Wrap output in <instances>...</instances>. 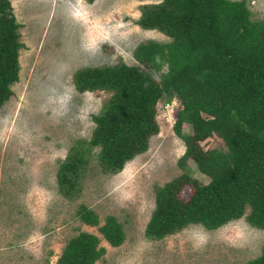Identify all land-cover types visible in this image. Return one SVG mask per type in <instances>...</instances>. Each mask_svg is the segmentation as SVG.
I'll return each instance as SVG.
<instances>
[{
  "label": "rangeland",
  "instance_id": "374dc122",
  "mask_svg": "<svg viewBox=\"0 0 264 264\" xmlns=\"http://www.w3.org/2000/svg\"><path fill=\"white\" fill-rule=\"evenodd\" d=\"M162 1L10 0L23 46L13 95L0 107V264H57L70 237L82 230L100 236L96 226L77 217L80 205L92 209L100 224L106 215L116 216L125 232L118 246L101 238L106 251L94 264H247L261 253L264 229L245 216L211 230L188 224L160 239L144 235L156 187L182 172L177 161L185 145L173 128L182 105L175 94L158 100L159 132L146 151L113 172L102 168L98 147H91L77 193L66 197L58 191L59 163L71 146H86L96 125L93 115L112 94L107 88L78 91L73 73L125 62L156 78L159 72L139 63L134 50L148 40H171L137 23L145 6ZM247 3L251 18L264 21V0ZM181 130L190 132V124ZM201 144L221 142L211 136ZM187 163L195 168L192 160ZM192 190L185 184L178 195L186 200Z\"/></svg>",
  "mask_w": 264,
  "mask_h": 264
},
{
  "label": "trees",
  "instance_id": "16d2710c",
  "mask_svg": "<svg viewBox=\"0 0 264 264\" xmlns=\"http://www.w3.org/2000/svg\"><path fill=\"white\" fill-rule=\"evenodd\" d=\"M251 15L247 0H163L145 6L137 23L171 40L142 42L134 56L159 75L125 62L75 70L78 91L107 88L112 94L93 115L96 125L86 146H71L59 163L58 191L66 197L77 193L91 147H98L102 168L113 172L146 151L159 132L158 100L175 94L182 105L173 124L185 145L177 161L182 172L156 187L144 235L160 239L188 224L211 230L242 216L264 229V21ZM19 27L10 0H0V107L18 79ZM184 122L191 126L188 133L181 130ZM211 136L221 144H201ZM185 184L193 189L186 200L178 195ZM76 215L100 236L82 230L70 237L57 264H94L106 251L101 238L111 246L124 241L116 216L106 215L100 224L86 205ZM247 264H264V243Z\"/></svg>",
  "mask_w": 264,
  "mask_h": 264
},
{
  "label": "clouds",
  "instance_id": "9594fccd",
  "mask_svg": "<svg viewBox=\"0 0 264 264\" xmlns=\"http://www.w3.org/2000/svg\"><path fill=\"white\" fill-rule=\"evenodd\" d=\"M249 7V6H248Z\"/></svg>",
  "mask_w": 264,
  "mask_h": 264
}]
</instances>
